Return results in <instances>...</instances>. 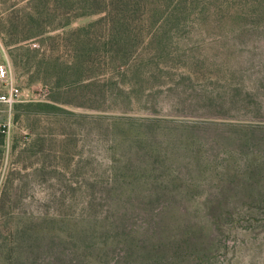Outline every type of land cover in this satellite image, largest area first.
<instances>
[{"label": "rangeland", "instance_id": "374dc122", "mask_svg": "<svg viewBox=\"0 0 264 264\" xmlns=\"http://www.w3.org/2000/svg\"><path fill=\"white\" fill-rule=\"evenodd\" d=\"M33 7L0 19V264H264V0Z\"/></svg>", "mask_w": 264, "mask_h": 264}, {"label": "built area", "instance_id": "2783aa9c", "mask_svg": "<svg viewBox=\"0 0 264 264\" xmlns=\"http://www.w3.org/2000/svg\"><path fill=\"white\" fill-rule=\"evenodd\" d=\"M22 93L11 75L8 62H0V106L11 108Z\"/></svg>", "mask_w": 264, "mask_h": 264}, {"label": "trees", "instance_id": "16d2710c", "mask_svg": "<svg viewBox=\"0 0 264 264\" xmlns=\"http://www.w3.org/2000/svg\"><path fill=\"white\" fill-rule=\"evenodd\" d=\"M35 1H38V0H16L15 2H13L8 7L4 8V9H0V19L13 17L16 20L17 19L24 20L25 22H28V21H32L33 22V21L41 20V18L43 17V8L33 7L34 10H32L30 12H22V10L14 9L20 3H25L27 5H32V3H34ZM58 24L67 25L68 22L66 21V22H61V23H58ZM42 33H43L42 29L41 30L38 29V31L35 34L34 33H30L32 35L22 36L16 42L21 41V40H26V39L31 38V37L38 36L39 34H42Z\"/></svg>", "mask_w": 264, "mask_h": 264}]
</instances>
